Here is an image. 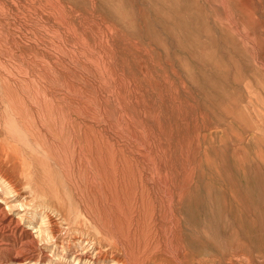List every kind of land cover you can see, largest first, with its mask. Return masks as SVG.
Returning a JSON list of instances; mask_svg holds the SVG:
<instances>
[{"label":"rangeland","instance_id":"obj_1","mask_svg":"<svg viewBox=\"0 0 264 264\" xmlns=\"http://www.w3.org/2000/svg\"><path fill=\"white\" fill-rule=\"evenodd\" d=\"M0 56V175L55 238L30 264H264V0H0Z\"/></svg>","mask_w":264,"mask_h":264},{"label":"bare ground","instance_id":"obj_2","mask_svg":"<svg viewBox=\"0 0 264 264\" xmlns=\"http://www.w3.org/2000/svg\"><path fill=\"white\" fill-rule=\"evenodd\" d=\"M11 1V0H10ZM222 1H224V0H222ZM13 3V2H12ZM2 4V3H1ZM14 4V3H13ZM54 4H56V3H54ZM25 7V6H24ZM7 8V7H6ZM28 9H29V7H28ZM57 9V8H56ZM5 10V9H4ZM227 11V10H226ZM7 12V11H6ZM3 13V12H2ZM1 13V14H2ZM44 13V12H43ZM52 13V12H51ZM58 13V12H57ZM34 14H35V12H34ZM227 14V13H226ZM2 15H4V14H2ZM30 15V14H29ZM228 15H226V17H227ZM229 17V16H228ZM62 18V17H61ZM228 19V18H227ZM64 21V20H63ZM62 21V22H63ZM92 22V21H91ZM229 22H231V21H229ZM96 24V23H95ZM19 25V24H18ZM36 25V24H35ZM64 25V24H63ZM91 25V24H90ZM99 25V24H98ZM21 26V25H20ZM32 26V25H31ZM68 26V25H67ZM85 26V25H84ZM235 26V25H234ZM36 27V26H35ZM97 27V26H96ZM98 28V27H97ZM235 28H236V26H235ZM48 29V28H47ZM100 29V28H99ZM238 30V29H237ZM35 31V30H34ZM50 31V30H49ZM59 32V31H58ZM57 32V33H58ZM97 32V31H96ZM109 32V31H108ZM110 33H111V31H110ZM46 34V33H45ZM49 34V33H48ZM105 34V33H104ZM239 34V33H238ZM60 35V34H59ZM100 35V34H99ZM240 35V34H239ZM242 35V34H241ZM240 35V36H241ZM22 36V35H21ZM6 37V36H5ZM14 37V36H13ZM52 37H53V35H52ZM61 37V36H60ZM107 37V36H106ZM8 38V37H7ZM61 39V38H60ZM84 39V38H83ZM97 39H98V37H97ZM106 39V38H105ZM244 39V38H243ZM7 40V39H6ZM56 40H57V38H56ZM62 40V39H61ZM81 40V39H80ZM87 40V39H86ZM99 40V39H98ZM59 41V40H58ZM101 41H103V40H101ZM248 41V40H247ZM23 42V41H22ZM34 42V41H33ZM84 42L85 41H83V44H84ZM86 42H88V41H86ZM95 42V41H94ZM106 42H107V39H106ZM104 43V42H103ZM28 44V43H27ZM42 44V43H41ZM101 44V43H100ZM107 44V43H106ZM87 45V44H86ZM96 45V44H95ZM82 46V45H81ZM85 46V45H84ZM88 46V45H87ZM86 46V47H87ZM104 46V45H103ZM254 46V45H253ZM48 47V46H47ZM54 47V46H53ZM53 47H52V49H53ZM93 48H95V47H93ZM50 49V48H49ZM87 49H88V47H87ZM111 49V48H110ZM54 51V50H53ZM92 51V50H91ZM6 52V51H5ZM48 53V52H47ZM82 53V52H81ZM89 53H90V51H89ZM102 53V52H101ZM27 55V54H26ZM83 55V54H82ZM95 55V54H94ZM28 56V55H27ZM30 56V55H29ZM1 57V56H0ZM72 57V56H71ZM98 57H99V55H98ZM254 57H256V56H254ZM15 58V57H14ZM43 58V57H42ZM49 58V57H48ZM65 58V57H64ZM73 58V57H72ZM71 58V59H72ZM77 58V57H76ZM12 59V58H11ZM255 59H257V57L255 58ZM14 60V59H13ZM60 60V59H59ZM113 60V59H112ZM57 61V60H56ZM72 61V60H71ZM82 61H84V60H82ZM91 61H93V60H91ZM98 61V60H97ZM97 61H96V64H97ZM53 62H55V61H53ZM103 62H105L104 60H103ZM78 63V62H77ZM99 63V62H98ZM101 63V62H100ZM1 64H2V62H1ZM80 64V63H79ZM104 64V63H103ZM103 64H100L101 66H100V68L101 67H103L102 65ZM6 65V64H5ZM8 65H9V62H8ZM16 65V64H15ZM45 65V64H44ZM105 65V64H104ZM4 66V65H3ZM96 66H98L99 67V65H96ZM108 66V65H107ZM37 67V66H36ZM116 67V66H115ZM13 68V67H12ZM30 68V67H29ZM39 68V67H38ZM44 68V67H43ZM20 69V68H19ZM49 69V68H48ZM99 69V68H98ZM117 69V68H116ZM26 70V69H25ZM45 70V69H44ZM47 70V69H46ZM83 70V69H82ZM101 70V69H100ZM106 70H108V67H107V69ZM24 71V70H23ZM79 71V70H78ZM84 71V70H83ZM109 71V70H108ZM49 72V71H48ZM47 72V73H48ZM68 72V71H67ZM25 73H27V71L25 72ZM36 73V72H35ZM86 73V72H85ZM109 73H111V72H109ZM42 74V73H41ZM21 75V74H20ZM27 76V75H26ZM68 76V75H67ZM104 76V75H103ZM69 77V76H68ZM31 78V77H30ZM42 78V77H41ZM50 78V77H49ZM111 78V77H110ZM45 79H47V78H45ZM48 80V79H47ZM85 80V79H84ZM112 80V79H111ZM26 81V80H25ZM51 81V80H50ZM113 81V80H112ZM111 81V82H112ZM15 82V81H14ZM110 82V81H109ZM108 82V83H109ZM114 82V81H113ZM48 83V82H47ZM50 84V83H49ZM105 84V83H104ZM124 84V83H123ZM50 85H52V84H50ZM66 85V84H65ZM130 85V84H129ZM78 86V85H77ZM111 86V85H110ZM72 87V86H71ZM109 87V86H108ZM26 88V87H25ZM31 88V87H30ZM129 88V87H128ZM80 89V88H79ZM79 89H78V91H79ZM22 90V89H21ZM68 90V89H67ZM117 90V89H116ZM73 91V90H72ZM111 91V90H110ZM38 92V91H37ZM43 92V91H42ZM85 92V91H84ZM90 92V91H89ZM113 92V91H112ZM111 92V93H112ZM59 93V92H58ZM79 93V92H78ZM91 93V92H90ZM110 93V94H111ZM118 93V92H117ZM61 94V93H60ZM70 94H74V92L72 93V92H70ZM96 94V93H95ZM101 94V93H100ZM42 95V94H41ZM85 95V94H84ZM89 96L91 95V94H88ZM21 96V95H20ZM51 96V95H50ZM25 97H27V96H25ZM37 97H39V96H37ZM42 97H43V95H42ZM41 97V98H42ZM75 97V96H74ZM81 97H82V95H81ZM85 97V96H84ZM87 97V96H86ZM96 97V96H95ZM104 97V96H103ZM21 98V97H20ZM45 98V97H44ZM88 98V97H87ZM94 98V97H93ZM116 98V97H115ZM26 99V98H25ZM28 99V98H27ZM26 99V100H27ZM43 99V98H42ZM45 99H47V98H45ZM86 99V98H85ZM89 99V98H88ZM87 99V100H88ZM102 99V98H101ZM29 100V99H28ZM82 99H80V101H81ZM84 100V99H83ZM86 100V101H87ZM105 100V99H104ZM135 100V99H134ZM24 101V100H23ZM38 101V100H37ZM109 101V100H108ZM115 101H117V100H115ZM22 102V101H21ZM21 102H19V103H21ZM32 102V101H31ZM44 102V101H43ZM48 102H49V100H48ZM47 101H46V103H48ZM91 102H92V100H91ZM90 102V103H91ZM94 102V101H93ZM41 103V102H40ZM50 103V102H49ZM109 103V102H108ZM70 104V103H69ZM93 104V103H92ZM89 105V104H88ZM87 105V106H88ZM95 105V104H94ZM119 105V104H118ZM47 106H48V104H47ZM51 106V105H50ZM74 106V105H73ZM72 106V107H73ZM76 106V105H75ZM74 106V107H75ZM71 107V106H70ZM73 107V108H74ZM93 107V106H92ZM103 107V106H102ZM51 108V107H50ZM89 108H90V106H89ZM122 108V107H121ZM46 109H47V107H46ZM60 109V108H59ZM69 109V108H68ZM80 109H82V108H80ZM83 109H86V106H85V108H83ZM106 109V108H105ZM25 110V109H24ZM53 110V109H52ZM86 110H90V109H86ZM96 110V109H95ZM108 110V109H107ZM106 110V111H107ZM35 111V110H34ZM58 111H60V110H58ZM84 111V110H83ZM83 111H81V112H83ZM91 111V110H90ZM102 111H103V109H102ZM26 112V111H25ZM87 112V111H86ZM109 112V111H108ZM107 112V113H108ZM48 113V112H47ZM50 113V112H49ZM58 113V112H57ZM78 114H80V112H79V110H78V112H77ZM76 113V114H77ZM89 113V112H88ZM91 113V112H90ZM106 113V112H105ZM93 114V113H92ZM109 114V113H108ZM108 114H106V115H108ZM33 115V114H32ZM70 115V114H69ZM109 115H111V114H109ZM122 115V114H121ZM144 115V114H143ZM58 116V115H57ZM60 116V115H59ZM85 116H86V114H85ZM89 116H91V115H89ZM94 116L96 117V115L94 114ZM104 116H105V114H104ZM114 116V115H113ZM118 116V115H117ZM55 117V116H54ZM61 117V116H60ZM87 117V116H86ZM92 117V116H91ZM126 117V116H125ZM45 118V117H44ZM88 119H89V117H87ZM94 118V117H93ZM110 118V117H109ZM109 118H107V119H109ZM49 119H50V117H49ZM52 119H54V118H52ZM69 119H71V118H69ZM68 119V120H69ZM115 119V118H114ZM35 120H36V118H35ZM42 120V119H41ZM59 120H61V119H59ZM102 120V119H101ZM112 120V119H111ZM89 121H91V118H90V120ZM96 121V120H95ZM98 121H99V118H98ZM104 120H102V122H103ZM135 121V120H134ZM94 122V121H93ZM116 122H118V120L116 121ZM68 123V122H67ZM97 123V122H96ZM105 123V122H104ZM42 124V123H41ZM98 124V123H97ZM107 124V123H106ZM140 124V123H139ZM43 125V124H42ZM70 125V124H69ZM68 125V126H69ZM101 125V124H100ZM105 125V124H104ZM39 126V125H38ZM41 126V125H40ZM115 126V125H114ZM141 126H142V124H141ZM145 126V125H144ZM42 127V126H41ZM70 127V126H69ZM138 127V126H137ZM44 127H42V129H43ZM71 128V127H70ZM116 128V127H115ZM151 128V127H150ZM141 129H144V127H141ZM38 130V129H37ZM41 130V129H40ZM83 130V129H82ZM114 130V129H113ZM124 130V129H123ZM60 131V130H59ZM64 131V130H63ZM72 131V130H71ZM109 131V130H108ZM115 131V130H114ZM38 132H39V130H38ZM42 132H43V130H42ZM41 132V133H42ZM45 132V131H44ZM50 132V131H49ZM117 132V131H116ZM66 133V132H65ZM72 133V132H71ZM126 133V132H125ZM51 134V133H50ZM45 135V134H44ZM143 135H145V134H143ZM150 135V134H149ZM72 136H74V135H72ZM105 136V135H104ZM128 136V135H127ZM146 136V135H145ZM70 137H71V135H70ZM129 137V136H128ZM154 137V136H153ZM47 138V137H46ZM50 138V137H49ZM107 138V137H106ZM120 138V137H119ZM142 138H144V137H142ZM50 139H52V138H50ZM124 139V138H123ZM145 139V138H144ZM183 139H184V137H183ZM65 140V139H64ZM142 140V139H141ZM148 140V139H147ZM186 140V139H185ZM51 141H53V140H51ZM143 141V140H142ZM144 141H146V140H144ZM187 141V140H186ZM32 142V141H31ZM65 142V141H64ZM75 142V141H74ZM48 143V142H47ZM136 143V142H135ZM50 144H52V142L50 143ZM76 144V143H75ZM112 144V143H111ZM121 144V143H120ZM124 144V143H123ZM146 143L144 142V145H145ZM52 145H54V144H52ZM56 145H59V144H57L56 143ZM61 146V145H60ZM64 146V145H63ZM63 146H61V147H63ZM67 146V145H66ZM65 146V147H66ZM77 146V145H76ZM76 146H74V147H76ZM89 146V145H88ZM107 146V145H106ZM55 147V146H54ZM65 147H63V148H65ZM72 147V146H71ZM148 147H150V144H148ZM56 148V147H55ZM57 148H59V147H57ZM67 148H69V147H67ZM144 148V147H143ZM52 149V148H51ZM71 149V148H70ZM72 149H73V147H72ZM140 149V148H139ZM11 150V149H10ZM56 150V149H55ZM58 150V149H57ZM64 150V149H63ZM62 150V151H63ZM78 150V149H77ZM82 150V149H81ZM72 151V150H71ZM71 151H70V153H71ZM42 152V151H41ZM57 152V151H56ZM80 152V151H79ZM164 152V151H163ZM64 153V152H63ZM69 153V154H70ZM150 153V152H149ZM53 154V153H52ZM58 154V153H57ZM80 155H81V153H79ZM55 155V154H54ZM140 155V154H139ZM63 156H64V154H63ZM66 156H68V155H66ZM72 156V155H71ZM142 156V155H141ZM83 157V156H82ZM136 157V156H135ZM161 157V156H160ZM67 158V157H66ZM79 158V157H78ZM145 158H147L146 156H145ZM104 159V158H103ZM149 159V158H148ZM73 160V159H72ZM84 160V159H83ZM139 160V159H138ZM151 160V159H150ZM149 160V161H150ZM155 160V159H154ZM159 160V159H158ZM61 161V160H60ZM68 161V160H67ZM85 161V160H84ZM108 161V160H107ZM71 162V161H70ZM79 162V161H78ZM161 162V161H160ZM76 163V162H75ZM80 163V162H79ZM86 163V162H85ZM142 164V163H141ZM87 165V164H86ZM187 165V164H186ZM77 166V165H76ZM153 166V165H152ZM110 167V166H109ZM65 168V167H64ZM133 168V167H132ZM144 168V167H143ZM142 168V169H143ZM87 169H88V166H87ZM151 169V168H150ZM67 170V169H66ZM65 170V171H66ZM90 169H88V171H89ZM117 170V169H116ZM174 170V169H173ZM87 171V170H86ZM144 171V170H143ZM147 171V170H146ZM150 171V170H149ZM72 172V171H71ZM79 172V171H78ZM82 172V171H81ZM90 172V171H89ZM152 172V171H151ZM73 173V172H72ZM148 173V172H147ZM162 173V172H161ZM184 173V172H183ZM68 174V173H67ZM170 174H172V173H170ZM78 175H80V174H78ZM163 175V174H162ZM82 176V175H81ZM92 176V175H91ZM151 176V175H150ZM169 176H171V175H169ZM177 176V175H176ZM175 176V177H176ZM67 177V176H66ZM93 177V176H92ZM91 177V178H92ZM146 177H147V175H146ZM152 177V176H151ZM166 177V176H165ZM191 177V176H190ZM80 178V177H79ZM94 178V177H93ZM145 178V177H144ZM150 178V177H149ZM159 178V176H157V179ZM74 179V178H73ZM114 179V178H113ZM137 179H138V177H137ZM146 179V178H145ZM164 179V178H163ZM95 180V179H94ZM178 180V179H177ZM96 181V180H95ZM94 181V182H95ZM145 181V180H144ZM151 181V180H150ZM178 181H180V180H178ZM81 182V181H80ZM147 182V181H146ZM156 183V182H155ZM99 185V184H98ZM110 185V184H109ZM158 185V184H157ZM77 186V185H76ZM117 186V185H116ZM163 186V185H162ZM132 187V186H131ZM154 187V186H153ZM75 188V187H74ZM113 188V187H112ZM150 188V187H149ZM115 189V188H114ZM129 189V188H128ZM154 189V188H153ZM82 190V189H81ZM101 190V189H100ZM113 190V189H112ZM151 190V189H150ZM131 191V190H130ZM133 191V190H132ZM152 191V190H151ZM84 192H86V191H84ZM101 192H102V190H101ZM135 192V191H134ZM165 192V191H164ZM163 192V193H164ZM157 193V192H156ZM86 194V193H85ZM146 194V193H145ZM150 194H152V193H150ZM149 194V195H150ZM158 194V193H157ZM74 196V195H73ZM135 196V195H134ZM133 196V197H134ZM137 196V195H136ZM164 196V195H163ZM165 196H166V194H165ZM84 197V196H83ZM160 197V196H159ZM12 198H15L16 199V193L13 191V188H12V186H11V184L3 177V176H1L0 175V250H2V251H4L5 252V254L7 255V259H8V261H9V263L10 264H22V263H31V262H39L40 261V259H42V261L41 262H45V258H43L44 256H46V257H48L47 255H44V256H36L35 254H34V252L33 251H35L37 248H38V246H39V244L40 243H42V242H46V241H52L53 239H55L54 238V235H53V231H52V228H51V226H50V224H49V222H48V219H47V215H48V213H47V215H46V213L44 214L43 212L41 213V212H34L32 215H29V216H26V214L25 213H19V211H17V208H16V206H14V205H12L11 204V200H13ZM103 198V197H102ZM137 198V197H136ZM107 199V198H106ZM110 199V198H109ZM20 200V199H19ZM24 200V199H23ZM133 200V199H132ZM154 200V199H153ZM170 200V199H169ZM16 201V200H15ZM81 201V200H80ZM93 201V200H92ZM110 201V200H109ZM166 201V200H165ZM119 202H120V199H119ZM170 202V201H169ZM108 203V202H107ZM132 203V202H131ZM81 204H82V202H81ZM86 204V203H85ZM108 204H110V202L108 203ZM123 204V203H122ZM156 204V203H155ZM154 204V205H155ZM160 204V203H159ZM169 204V203H168ZM172 204V203H171ZM94 205V204H93ZM103 205V204H102ZM137 205H139L138 203H137ZM158 205V204H157ZM167 205V204H166ZM20 207H23L24 206V204L23 203H21L20 205H19ZM168 206V205H167ZM90 207V206H89ZM115 207V206H114ZM16 208V209H15ZM19 208V207H18ZM39 208V207H38ZM44 208V207H43ZM83 208V207H82ZM94 208V207H93ZM105 208V207H104ZM136 208V207H135ZM138 208V207H137ZM140 208V207H139ZM168 208V207H167ZM90 209V208H89ZM62 210V209H61ZM85 210V209H84ZM126 210V209H125ZM25 211V210H24ZM49 211V210H48ZM170 211V210H169ZM168 211V212H169ZM46 212V211H45ZM118 212V211H117ZM171 213V212H170ZM52 214V213H51ZM120 214V213H119ZM123 214V213H122ZM50 215V214H49ZM54 215V214H53ZM105 215V214H104ZM115 215H117V214H115ZM138 215V214H137ZM136 215V216H137ZM166 215H167V213H166ZM119 216V215H118ZM120 216H121V214H120ZM135 216V217H136ZM158 216V215H157ZM28 217V218H27ZM165 217V216H164ZM51 218V217H50ZM132 218V217H131ZM143 218V217H142ZM160 218V217H159ZM71 219V218H70ZM104 219V218H103ZM161 219V218H160ZM168 219V218H167ZM115 220V219H114ZM124 220V219H123ZM162 220V219H161ZM165 220V219H164ZM168 221V220H167ZM23 222L24 223H26L27 224V226L28 227H30L32 230H33V232H30V231H25V229H23L24 227H23ZM110 222H111V219H110ZM170 222V221H169ZM107 223V222H106ZM135 224V223H134ZM173 224V223H172ZM95 225V224H94ZM140 226V225H139ZM154 226V225H153ZM52 227H54V226H52ZM170 227V226H169ZM112 228V227H111ZM122 228H123V226H122ZM174 228V227H173ZM132 229H133V227H132ZM26 230H27V228H26ZM55 230V229H54ZM115 230V229H114ZM158 230V229H157ZM170 230V229H169ZM161 231V230H160ZM65 233V232H64ZM114 233V232H113ZM164 233V232H163ZM55 234V233H54ZM56 235V234H55ZM65 235V234H64ZM63 235V236H64ZM80 235V234H79ZM135 235V234H134ZM137 235V234H136ZM78 236V235H77ZM129 236V235H128ZM132 236V235H131ZM167 237H168V235H167ZM164 238V237H163ZM116 240H117V238H116ZM59 241V240H58ZM61 241V240H60ZM88 241V240H87ZM171 241V240H170ZM175 241V240H174ZM55 242V241H54ZM53 242V243H54ZM79 242V241H78ZM57 243V242H56ZM67 243V242H66ZM80 243H81V241H80ZM119 243V242H118ZM63 244V243H62ZM53 246H55V244H52ZM72 245V244H71ZM79 245V244H78ZM88 245V244H87ZM68 246V245H67ZM97 246V245H96ZM120 246V245H119ZM124 246V245H123ZM179 246V245H178ZM177 246V247H178ZM46 247V246H45ZM81 247V246H80ZM121 247V246H120ZM183 247V246H182ZM60 248H62V247H60ZM65 248V247H64ZM92 248V247H91ZM43 249H44V247H43ZM54 249V248H53ZM83 249V248H82ZM52 250V249H51ZM55 250V249H54ZM59 250V249H58ZM65 250V249H64ZM67 250V249H66ZM65 250V251H66ZM98 250V249H97ZM41 251H42V249H41ZM61 251V250H60ZM65 251H64V253H65ZM84 251V250H83ZM91 251V250H90ZM14 252H17L18 254H16V255H14L13 253ZM45 252V251H44ZM55 252V251H54ZM81 252V251H80ZM123 252V251H122ZM61 253H63V252H61ZM124 253V252H123ZM79 254V253H78ZM82 254V253H81ZM108 254V253H107ZM74 255V254H73ZM87 255V254H86ZM91 255V254H90ZM89 255V256H90ZM105 255V254H104ZM1 256H2V254H1ZM50 256V255H49ZM62 256V255H61ZM88 256V255H87ZM42 257V258H41ZM79 257V256H78ZM48 258H50V257H48ZM82 258H86L84 255L82 256ZM81 257H79L78 258V261L79 260H81L82 259ZM114 258V257H113ZM127 258V257H126ZM136 258V257H135ZM90 259V258H89ZM92 259L93 260H97L98 259V261L101 259V257H100V252L99 251H97L93 256H92ZM91 259V260H92ZM120 260V258L118 259V261ZM127 260V259H126ZM76 261V260H75ZM85 261V260H84ZM177 261V260H176ZM6 262V261H5ZM83 262V261H82ZM121 262V261H120ZM47 263V262H46ZM95 263V262H94ZM101 263V262H100ZM0 264H4V263H0ZM44 264V263H43ZM87 264V263H86ZM98 264V263H97ZM101 264H106V263H101ZM112 264H116V263H112ZM236 264V263H235Z\"/></svg>","mask_w":264,"mask_h":264}]
</instances>
